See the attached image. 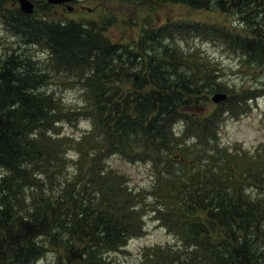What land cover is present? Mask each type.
<instances>
[{
    "label": "trees",
    "instance_id": "obj_1",
    "mask_svg": "<svg viewBox=\"0 0 264 264\" xmlns=\"http://www.w3.org/2000/svg\"><path fill=\"white\" fill-rule=\"evenodd\" d=\"M5 1L0 24L41 47L49 67L29 49L0 56V264H34L49 247L55 264H119L113 255L143 233L146 209L180 246H157L142 264H264V145L228 153L217 143L226 117L264 97V0H104L93 23ZM170 3L217 19L139 17ZM117 20L130 26L113 40ZM202 42L236 54L254 78L220 82ZM53 76L81 107L48 90ZM220 92L228 99L208 113ZM83 120L81 136L62 130ZM113 158L146 164L151 189L133 190Z\"/></svg>",
    "mask_w": 264,
    "mask_h": 264
},
{
    "label": "rangeland",
    "instance_id": "obj_2",
    "mask_svg": "<svg viewBox=\"0 0 264 264\" xmlns=\"http://www.w3.org/2000/svg\"><path fill=\"white\" fill-rule=\"evenodd\" d=\"M8 1V2H6ZM5 8L10 10H20L19 0H6ZM14 1V2H13ZM37 12H41V8L45 6H52L48 0H30ZM113 2V0H108ZM13 2V3H12ZM104 0H85L82 2L65 3L63 6H53L50 10V17L52 19L67 18L81 21L83 23L96 22L97 18L106 15L107 4H103ZM96 10L94 12V8ZM52 8V7H51ZM104 8V9H103ZM154 8V7H153ZM125 9V8H124ZM157 13L154 11L144 10L139 13L140 18H144L147 12H151L152 16L158 19V22L165 24L170 21L183 19L195 20L202 22H213L217 19L216 13L212 12H194L187 6L182 4H161L156 5ZM35 11V10H34ZM133 14L130 12V16ZM136 18V15L134 16ZM220 24V23H219ZM126 26H130L127 21L117 20L116 24L107 32L113 40H118L126 33ZM6 39V40H5ZM18 36H15L9 30L0 24V56H6L17 49L18 53L28 52L38 60V67L40 70L48 69L47 54L43 52L41 47L27 46ZM127 40V39H126ZM204 53L212 58L219 66L224 69L221 72L222 77L220 82H226L230 86L239 87L241 84H247L254 76H250L246 68H242L238 56L234 53L222 49L218 43L202 42L200 46ZM248 73V75L246 74ZM252 74H254L252 72ZM64 79L61 76H53L50 80L48 90L56 92L59 96L65 98V101L73 108L81 107L82 100L78 90H65L63 87ZM62 93V94H61ZM213 94L211 98L214 96ZM222 103V102H221ZM218 105L213 101L209 103V112L213 111ZM227 115V114H226ZM88 123L83 120L79 127L69 129L63 126L66 134L81 136V133L88 130ZM217 143L218 147L227 148L228 153H233L237 145H241L243 149L254 151L264 145V97L262 96L257 102L252 103V109L245 115L237 117H226L223 124L220 126L218 132ZM235 146V147H234ZM113 168L125 174L129 179V185L133 190H143L145 193L151 189L153 179L149 175V167L146 164H129L121 161L119 158H113L111 163ZM222 170H229L227 167H221ZM245 194H251L252 190H245ZM150 200V198H148ZM152 212L146 209L145 226H143V233L129 240L128 244L123 248L121 253L114 254V258L119 264H142L145 254L150 252L157 246L162 248L180 246V243L173 234L167 232L163 227L158 226L152 220ZM51 249V250H49ZM45 257L34 264H55L57 262L56 252L49 247ZM183 248H178V250Z\"/></svg>",
    "mask_w": 264,
    "mask_h": 264
},
{
    "label": "water",
    "instance_id": "obj_3",
    "mask_svg": "<svg viewBox=\"0 0 264 264\" xmlns=\"http://www.w3.org/2000/svg\"><path fill=\"white\" fill-rule=\"evenodd\" d=\"M73 1H78V0H48V3L52 5H61ZM19 4H20V9L23 13L27 15H32L34 13L35 6L30 0H19ZM226 99H227V94L224 93H217L212 97V101L217 104L224 102Z\"/></svg>",
    "mask_w": 264,
    "mask_h": 264
},
{
    "label": "flooded vegetation",
    "instance_id": "obj_4",
    "mask_svg": "<svg viewBox=\"0 0 264 264\" xmlns=\"http://www.w3.org/2000/svg\"><path fill=\"white\" fill-rule=\"evenodd\" d=\"M61 6H63V5H61Z\"/></svg>",
    "mask_w": 264,
    "mask_h": 264
},
{
    "label": "bare ground",
    "instance_id": "obj_5",
    "mask_svg": "<svg viewBox=\"0 0 264 264\" xmlns=\"http://www.w3.org/2000/svg\"><path fill=\"white\" fill-rule=\"evenodd\" d=\"M6 40V39H5Z\"/></svg>",
    "mask_w": 264,
    "mask_h": 264
}]
</instances>
